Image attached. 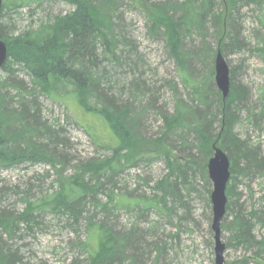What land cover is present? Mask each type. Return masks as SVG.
Here are the masks:
<instances>
[{
  "label": "trees",
  "instance_id": "16d2710c",
  "mask_svg": "<svg viewBox=\"0 0 264 264\" xmlns=\"http://www.w3.org/2000/svg\"><path fill=\"white\" fill-rule=\"evenodd\" d=\"M52 1L72 9L18 34L14 14ZM128 1L127 6L124 0H3L0 39L7 44L8 57L2 67L6 75L0 78V164L46 163L54 169L60 167L62 173L68 169L67 141L62 130L44 120L42 95L67 108L75 101L85 118L79 124L96 147L110 156L78 162L72 175L59 178L56 191L34 201L30 198L36 187L27 183L25 191L16 192L25 203L23 212L0 209L2 235L12 239L20 225L29 226L38 221L39 213L50 212L67 217L72 228L84 230V240L76 245L86 260L71 264H172L173 248L156 232L160 224L149 222L144 212L165 215L171 227L172 219H177L178 225L184 223L178 229L192 224L191 197L201 194L202 185L211 197L207 164L216 143L228 156L231 173L226 214L232 219L222 221L221 235L228 232L230 243L254 248V264H264V234L255 236L258 227L264 229V195L257 200L258 207L255 203L246 212L234 190L237 181L264 180L260 148L233 131L241 112L252 123L259 116L245 105L247 91L236 83L233 69L225 100L214 78L218 51L225 57L227 51L245 49L237 22L240 5L253 3L264 11V0ZM125 7H136L145 14L149 32L176 63L179 83H164L173 98L171 113L165 106L159 107L160 88L150 87L142 73L141 56L126 31ZM257 51L264 55V45ZM20 70L29 82L19 78ZM181 86L190 90L187 96ZM154 116L164 123L163 133L155 140L145 137L144 130L145 121ZM158 158L168 168L155 185L160 196L145 199L116 193L126 168L151 165ZM99 195L105 197L97 198ZM122 204L146 210L127 229L119 227L113 216L124 208ZM167 237L173 241L176 234ZM0 264L29 263L0 237Z\"/></svg>",
  "mask_w": 264,
  "mask_h": 264
},
{
  "label": "rangeland",
  "instance_id": "374dc122",
  "mask_svg": "<svg viewBox=\"0 0 264 264\" xmlns=\"http://www.w3.org/2000/svg\"><path fill=\"white\" fill-rule=\"evenodd\" d=\"M124 3L129 5L128 0H124ZM239 8L237 22L241 27L242 37L240 38L245 42V49L241 52L227 51L225 59L229 68L235 71L236 83L246 88L245 105H248L259 117L252 123L248 119V114L241 112L233 131L252 146L259 147L264 159V117H262L264 116V55L257 51V48L264 45V11L253 3L249 6L240 5ZM71 9V6L63 2H45L39 9L32 5L20 10L19 14L13 15V19L18 34H20L37 26L42 21L45 22L57 15L66 14ZM124 17L127 24L126 31L141 56L142 73H145L147 84L150 87L160 88L161 97L158 105L159 107L165 106L167 112L171 113L174 108L173 98L169 89L164 87V83H179L176 63L169 57L164 44L151 35L148 20L140 9L131 7L126 10L125 7ZM214 48L217 46L215 45ZM2 67L0 68V78L6 75ZM17 75L26 83L29 82L25 71L20 70ZM179 88L184 96L190 92L183 86ZM40 102L44 120L63 132L62 137L67 141L64 155L69 161V167L62 173L60 167L54 169L46 163H25L21 166L9 167L0 164V194L2 195L0 209L11 214H18L25 210V203L20 200L21 196L16 195V192L25 191L27 183L32 182L36 187L30 198L31 201H34L41 195L46 196L56 191L59 188V178L65 179L72 175L73 166L78 162L85 163L91 158L110 156L109 152L96 147L85 129L79 124L85 118L74 103L75 101L71 102L67 108V105L42 95ZM145 122V137L154 140L159 138L164 127L162 119L154 116ZM174 143L176 144V142ZM172 154L176 157V149L172 150ZM151 163V165L142 163L137 167L126 168L120 175L119 190L116 193L130 194L132 198L145 199L146 197L160 196V192L155 191V185L168 173V168L163 158L155 159ZM210 184L212 191L211 181ZM234 190L240 197L239 204L243 205L242 208L246 212H250L254 207L253 204L256 203V207H258L257 200L264 195V180L259 178L240 180L235 182ZM200 191L199 196L191 197L189 207L194 222L186 227L178 229L177 226H183L184 223L178 225V220H174V218L172 219L174 226L171 227L167 217L157 211L148 214L140 207L138 209L137 207L131 208L132 206L126 208L123 204L124 208L116 210L113 216L118 226H124L126 229L130 225L137 224V215L140 212L145 213L149 222L160 224L159 227H155L158 229L156 232L163 235L169 246L173 248L170 253L172 264H214V233L211 230L212 204L203 185ZM103 196L105 197V195ZM103 196L99 195L97 198H104ZM91 209L90 207L89 210L91 211ZM180 214L181 212H179V216ZM38 216L37 222L30 223L29 226L20 225L12 239L2 235L1 229L0 237L7 239L11 247L18 250V254L24 259V262L29 264H71L75 260H86V255L76 245L78 241L84 240L83 228H72L73 222L62 215L44 212L39 213ZM231 219L232 216L227 213L224 222H229ZM168 233L176 234V238L173 241L168 237L165 238ZM263 234L264 229L258 227L255 230L257 238H261ZM221 239L226 246L224 258L227 264L255 263L254 248L230 243V233L228 232L222 231Z\"/></svg>",
  "mask_w": 264,
  "mask_h": 264
},
{
  "label": "water",
  "instance_id": "95a60500",
  "mask_svg": "<svg viewBox=\"0 0 264 264\" xmlns=\"http://www.w3.org/2000/svg\"><path fill=\"white\" fill-rule=\"evenodd\" d=\"M3 0H0V10ZM8 57V47L5 41L0 39V68L5 64ZM215 84L221 92L223 100L230 93V68L222 53L218 51L215 62ZM213 156L207 164L208 178L212 183L211 204L213 210L212 230L215 240V264H227L224 258L226 249L221 240V224L226 215L227 196L226 189L230 179V161L226 153L213 144Z\"/></svg>",
  "mask_w": 264,
  "mask_h": 264
},
{
  "label": "bare ground",
  "instance_id": "6f19581e",
  "mask_svg": "<svg viewBox=\"0 0 264 264\" xmlns=\"http://www.w3.org/2000/svg\"><path fill=\"white\" fill-rule=\"evenodd\" d=\"M222 53V52H221ZM225 58V57H224Z\"/></svg>",
  "mask_w": 264,
  "mask_h": 264
}]
</instances>
